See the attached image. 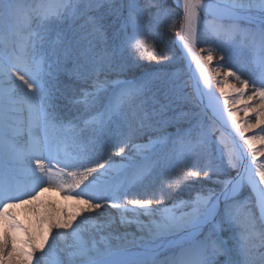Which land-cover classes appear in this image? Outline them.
I'll use <instances>...</instances> for the list:
<instances>
[{
    "label": "snow or ice",
    "instance_id": "1",
    "mask_svg": "<svg viewBox=\"0 0 264 264\" xmlns=\"http://www.w3.org/2000/svg\"><path fill=\"white\" fill-rule=\"evenodd\" d=\"M165 22L195 73L119 78L126 50L172 60L145 35ZM233 48L248 54L255 78L242 77L243 64H217L222 81L209 71L217 49L225 60ZM193 102L200 112L183 109ZM241 111L255 121L237 120ZM260 125L264 0H0V218L13 232L0 236V264H264V149L256 147L264 127L245 134ZM105 137L120 163L100 158ZM46 187L84 207L79 222L38 215L45 231L37 236L11 210L39 201ZM140 187L152 190L129 198ZM182 187L193 194L165 202ZM108 209L138 235L91 242Z\"/></svg>",
    "mask_w": 264,
    "mask_h": 264
},
{
    "label": "bare ground",
    "instance_id": "2",
    "mask_svg": "<svg viewBox=\"0 0 264 264\" xmlns=\"http://www.w3.org/2000/svg\"><path fill=\"white\" fill-rule=\"evenodd\" d=\"M201 55H203L201 53ZM190 70V69H189ZM195 73V66H192V69L190 70V75ZM198 75V73H196ZM218 80V79H217ZM215 91V89H214ZM225 91L230 92L231 87H227ZM248 91L245 95V101L247 102V95ZM217 95L219 93L217 92ZM223 103L221 99V104ZM252 107L258 108L260 106H255V103H259L258 98H254L251 102H249ZM234 111L238 108H242V104H231L229 105ZM237 120L243 121V120H250L252 122L255 121V115L254 112L249 111L246 115L244 112H239L237 115ZM264 127V125H260L256 128H249L248 131L245 133L246 135H252L254 132L259 133L260 128ZM242 143V141H241ZM247 148V145L244 146ZM256 147H260L264 149V145H261L259 142L256 143ZM258 160L264 161V156L257 157ZM84 207L82 203H80L78 200L70 198L69 196L59 192L55 188H45V190L40 194V200L35 201L29 205H26L24 207L13 209L12 214L16 216V218L20 221V223L29 230L30 234L39 235L45 231L43 225L39 223L38 215L42 217L43 219L47 220V216L44 215L45 212L51 214L53 220L59 219L61 221L67 220L70 217L76 216L77 220L76 222H79L80 217L77 215L80 213L81 209ZM32 209H35L36 212L33 213ZM109 213H112L115 218L116 222H119V217L117 214H115V210L108 209L105 213L104 217H100L97 219L98 224H104L105 226L99 229L90 228V241L95 243L97 246H103L105 243H116L115 240L116 236L121 237L125 236L127 234V239L131 240L133 237V234H137V229L135 224H133V227H131L129 230L124 232L119 231L120 228L117 226L116 223L112 224L111 227L107 226L106 219ZM90 215L95 216V213H90ZM5 232L9 236L13 234L11 227L7 224L6 221H4L2 218H0V236H2ZM121 232V233H120ZM119 233V235H118ZM56 234V230L53 229L52 235ZM49 242H51V237L49 238ZM57 248L63 247V242L60 240H57L56 242ZM41 255L40 251L37 250L35 253L36 257H39ZM18 260H21L22 258L17 257ZM48 258L42 259L40 261V264H46V260ZM33 264H35V258L33 260Z\"/></svg>",
    "mask_w": 264,
    "mask_h": 264
},
{
    "label": "trees",
    "instance_id": "3",
    "mask_svg": "<svg viewBox=\"0 0 264 264\" xmlns=\"http://www.w3.org/2000/svg\"><path fill=\"white\" fill-rule=\"evenodd\" d=\"M169 4H171V0H169ZM168 23L169 22H165L156 30H147L145 32V35L147 36L149 44L155 46L157 53H160L161 51L166 52L168 56L172 57V60L170 62L161 61L158 63L157 60L149 59L147 53L144 54L143 58H139L138 53L132 52L131 50H126L123 53V59L127 64V68L123 73L119 74V78L136 79L145 76L146 74L154 73L157 71H167L169 73H176L179 67H180L181 75H186L188 73L186 61L181 58L182 51L179 48V45L174 43L176 38L174 34L168 30ZM110 34H111V30H110ZM199 47L205 48V45L200 44ZM219 54H220V50L216 52V58L219 56ZM117 76H118L117 73L111 74L112 79L117 78ZM190 106H191L190 103L185 104L183 105V109L185 111H189L191 109ZM187 126L188 125L186 123H182L179 125V127H187ZM167 131L175 132L176 126L169 127ZM145 139L146 137H142L140 140L144 141ZM113 142L115 141L113 140ZM114 156H115V152L114 155L111 156V158L116 159ZM151 190L152 189L143 190V187H140L141 192L139 191L140 193L138 197L143 198ZM192 194H193L192 188L182 187L175 192L167 193V198L165 202L170 203L172 200L177 198H188ZM242 195H249L248 190L246 189L242 193Z\"/></svg>",
    "mask_w": 264,
    "mask_h": 264
},
{
    "label": "rangeland",
    "instance_id": "4",
    "mask_svg": "<svg viewBox=\"0 0 264 264\" xmlns=\"http://www.w3.org/2000/svg\"><path fill=\"white\" fill-rule=\"evenodd\" d=\"M202 44L205 45V48H208V47H216V44L215 43H212V44L202 43ZM217 51H219V49H217ZM202 54L204 55V53H202ZM217 64L225 65V66L231 65V66H233V70H236V68L240 67L242 64L243 65H247L244 68V71L241 73L242 74V77L243 78H246V79H253L257 75V72H256L255 68L250 63V59L248 57V54L247 53H243L242 54L240 52V50L235 49V48H233L231 50V58L230 59L226 58L225 60H219V56H218L216 59L213 60L212 64L208 65L209 71L212 72L213 75H216V77H217L218 80L222 81L224 79L223 72L217 74L214 71V69L216 68ZM187 70H188V73L186 75H181L180 74L181 71H180V67H179L177 69V72L176 73H178L181 78L184 77L182 79L187 80L189 78V76H190V70H189V68H187ZM244 74H246V75H244ZM247 76H249V77H247ZM114 79H116V78H114ZM233 84H235V81L232 80V78H229V80H228V86H226L225 89L227 87H231ZM236 86L239 87L238 84ZM248 93H249L248 95H251V88L248 89ZM190 104H191V106H190V108H191L190 110L191 111L200 112V109L197 108V107H195V103L194 102L193 103H190ZM255 106H261V105H260V103H255ZM209 115H210V113H209ZM187 127H181V128H187ZM169 133H175V132L169 131ZM218 134L219 133H217V135ZM138 142H143V141H138ZM114 143L115 142H113V139L112 138H110V137H105L104 138V140L102 141L103 147H102V149L100 151V158L101 159H109L110 158L114 163H120L121 162V158L119 156H116L115 155L114 157L116 159H112L111 158V156L114 155V152L116 151V149L113 147V144ZM193 160H195V157L188 158V160L186 162L191 163ZM180 166H182V164L180 162H178L176 168L175 169H170V171H176V170H178V168ZM162 179H163V177H159L157 179V185H159V183H160V181ZM205 183H207V182H205ZM145 189L146 188H143V190H145ZM139 191H140V188H134V189H132L128 193L129 198H132L134 196L138 197L139 193L141 192V191L140 192ZM116 224L120 228L119 231H121V232H124V230L127 231L131 227H133V225H130V226H127V227L121 226L119 224V222H116ZM118 235H119V233H118ZM120 236H121V234H120Z\"/></svg>",
    "mask_w": 264,
    "mask_h": 264
}]
</instances>
